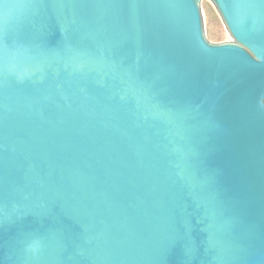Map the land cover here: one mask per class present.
Returning a JSON list of instances; mask_svg holds the SVG:
<instances>
[{"label":"water","instance_id":"95a60500","mask_svg":"<svg viewBox=\"0 0 264 264\" xmlns=\"http://www.w3.org/2000/svg\"><path fill=\"white\" fill-rule=\"evenodd\" d=\"M0 0V264H264V0Z\"/></svg>","mask_w":264,"mask_h":264},{"label":"rangeland","instance_id":"374dc122","mask_svg":"<svg viewBox=\"0 0 264 264\" xmlns=\"http://www.w3.org/2000/svg\"><path fill=\"white\" fill-rule=\"evenodd\" d=\"M203 9L208 21V43L212 45L235 44L244 47L232 34L215 0H203Z\"/></svg>","mask_w":264,"mask_h":264}]
</instances>
